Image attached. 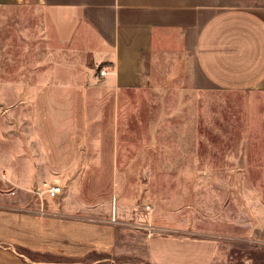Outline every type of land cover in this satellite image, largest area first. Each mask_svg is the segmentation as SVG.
I'll return each mask as SVG.
<instances>
[{
	"label": "rangeland",
	"instance_id": "1",
	"mask_svg": "<svg viewBox=\"0 0 264 264\" xmlns=\"http://www.w3.org/2000/svg\"><path fill=\"white\" fill-rule=\"evenodd\" d=\"M99 51L91 28L60 42L36 0H0V207L114 224L101 264H156L151 234L213 240L211 264H264V90L193 89L156 52L121 84Z\"/></svg>",
	"mask_w": 264,
	"mask_h": 264
},
{
	"label": "crops",
	"instance_id": "2",
	"mask_svg": "<svg viewBox=\"0 0 264 264\" xmlns=\"http://www.w3.org/2000/svg\"><path fill=\"white\" fill-rule=\"evenodd\" d=\"M36 1L60 42L91 28L104 47L97 56L113 63L121 84L137 78L156 52L163 64L175 58L193 89L264 90V0ZM116 237L114 224L52 202L0 207V264H101ZM146 244L156 264H211L220 249L209 239L152 234Z\"/></svg>",
	"mask_w": 264,
	"mask_h": 264
},
{
	"label": "built area",
	"instance_id": "3",
	"mask_svg": "<svg viewBox=\"0 0 264 264\" xmlns=\"http://www.w3.org/2000/svg\"><path fill=\"white\" fill-rule=\"evenodd\" d=\"M42 188L44 190V194L48 195L51 198H56L62 193V186L59 183L43 182Z\"/></svg>",
	"mask_w": 264,
	"mask_h": 264
}]
</instances>
